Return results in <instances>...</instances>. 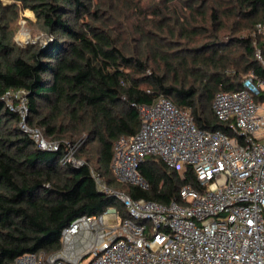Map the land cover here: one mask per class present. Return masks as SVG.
Returning <instances> with one entry per match:
<instances>
[{"label": "trees", "instance_id": "16d2710c", "mask_svg": "<svg viewBox=\"0 0 264 264\" xmlns=\"http://www.w3.org/2000/svg\"><path fill=\"white\" fill-rule=\"evenodd\" d=\"M0 0V264L26 254H52L74 218L118 202L104 186L133 199L178 201L189 169L179 175L146 157L139 173L148 189L118 182L111 169L114 143L139 129L137 107L157 97L189 112L196 128L228 133L212 102L240 88L252 73L264 80V0ZM119 7V6H118ZM52 40L25 48L14 41L18 9ZM121 12V13H118ZM23 91L26 125L59 144L39 149L21 131V116L3 97ZM264 104V89L254 99ZM68 145L82 165H61Z\"/></svg>", "mask_w": 264, "mask_h": 264}, {"label": "built area", "instance_id": "2783aa9c", "mask_svg": "<svg viewBox=\"0 0 264 264\" xmlns=\"http://www.w3.org/2000/svg\"><path fill=\"white\" fill-rule=\"evenodd\" d=\"M255 34L264 37V20ZM256 57L264 65L260 50ZM263 89L264 80L249 73L238 90L215 95L213 114L228 133L196 128L188 111L162 96L138 106V131L114 143L115 179L148 189L138 168L155 157L179 175L189 169L194 185L181 186L178 201L161 204L110 190L91 171L98 190L127 216L107 206L76 217L61 230L58 251L26 253L15 264H264V104L254 102ZM3 100L39 149L58 151V143L26 125L23 91L7 92ZM76 149L68 145L59 163L81 166Z\"/></svg>", "mask_w": 264, "mask_h": 264}, {"label": "rangeland", "instance_id": "374dc122", "mask_svg": "<svg viewBox=\"0 0 264 264\" xmlns=\"http://www.w3.org/2000/svg\"><path fill=\"white\" fill-rule=\"evenodd\" d=\"M1 1L4 4H10V1L8 0H1ZM101 1L105 3L108 2V0H101ZM124 1L125 0H119L118 1L119 7L118 6L116 7L114 5V9L116 10L117 8L118 10H120V8L123 9L122 3ZM142 2L145 5L146 0H142ZM147 4L148 2L146 3V5ZM118 13H121V12L118 11ZM32 22H34V17L32 13L29 10H23L19 8L18 16H17L16 22L14 23V29H15L14 41L18 46L22 48H25L28 45L35 44L37 42H40L41 44L46 45L52 40L48 35L39 32L35 27H33ZM8 100H9L8 102L12 103V105L14 104L15 106L18 107V104L15 102V100H11V99H8ZM26 118H27V113L25 114V120ZM116 204L114 203L110 206L116 207Z\"/></svg>", "mask_w": 264, "mask_h": 264}]
</instances>
